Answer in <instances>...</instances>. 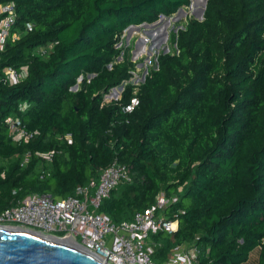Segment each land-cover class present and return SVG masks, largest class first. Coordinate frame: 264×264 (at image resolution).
Segmentation results:
<instances>
[{
    "label": "trees",
    "instance_id": "1",
    "mask_svg": "<svg viewBox=\"0 0 264 264\" xmlns=\"http://www.w3.org/2000/svg\"><path fill=\"white\" fill-rule=\"evenodd\" d=\"M4 3L14 6L17 38L0 52V213L27 195L72 196L115 162L131 180L99 204L112 222L176 194L165 214L177 228L153 236V261L194 243L195 264H245L254 250V264H264V0H208L201 21L176 31V53L157 57L130 114L120 108L131 86L102 104L133 67L115 46L126 28L168 18L189 0ZM48 45L44 58L33 53ZM22 67L25 77L8 85L3 70ZM7 117L31 135L25 143L12 141ZM48 153L49 162L38 156Z\"/></svg>",
    "mask_w": 264,
    "mask_h": 264
},
{
    "label": "built area",
    "instance_id": "2",
    "mask_svg": "<svg viewBox=\"0 0 264 264\" xmlns=\"http://www.w3.org/2000/svg\"><path fill=\"white\" fill-rule=\"evenodd\" d=\"M14 20L13 4H0V52L8 38L12 40L17 38V35L10 31ZM165 21H167L166 25H164ZM160 22L162 20L159 21V24ZM164 22L160 28L151 31L149 37L139 36L136 39V43L140 40L144 45L137 52L134 51L131 58L134 62L145 56L147 44L155 45V39L158 37L167 40L165 28L169 25L168 19L165 18ZM25 28L29 30L30 25H25ZM145 28L149 30L154 27ZM139 29L143 30V28ZM155 32L157 35L153 38L154 40L148 41L147 38H150ZM122 37L123 35L115 46L116 49L122 48ZM141 52L142 54H140ZM173 53H176L175 45ZM121 55L122 53L119 55L120 58L115 59V62L118 63L121 60ZM156 59L157 56L153 58L155 63L150 70H156ZM130 72H133V68ZM130 72H128L127 80L109 89L102 96V104L113 101H105V96L111 91H113L112 99H115L117 94L114 90L116 88L121 91L120 94L122 93L121 84L128 83ZM142 72L141 78L135 80V85H127L132 87L133 96L120 108L121 114H130L137 106L138 101L134 94L148 73L145 66ZM2 74L8 85H15L25 77L26 72L25 67L19 68L18 71L5 68ZM80 80L81 78H78L76 83L79 84ZM75 90L76 86L74 90L70 89L72 92ZM27 107V104L22 103L18 106V110L21 112ZM4 124L14 142L25 143L31 137L22 130L16 117H7ZM38 156L49 162L51 153ZM130 180L129 171L124 166L113 162L100 170L97 178L89 179L86 184L75 188L72 196L58 198L48 195H27L22 197L13 206L0 213V227L25 230L56 242L67 243L89 254L101 264H195L198 249L194 243L176 246L167 253L163 260L157 263L153 261L152 255L156 249L152 248L153 236L159 233H173L177 228L175 215L170 219L165 214V209L176 201V196L166 197L163 193H159L147 209L135 213L129 221L114 223L108 216L98 213L101 201L106 199L118 185L129 184Z\"/></svg>",
    "mask_w": 264,
    "mask_h": 264
},
{
    "label": "water",
    "instance_id": "3",
    "mask_svg": "<svg viewBox=\"0 0 264 264\" xmlns=\"http://www.w3.org/2000/svg\"><path fill=\"white\" fill-rule=\"evenodd\" d=\"M208 0H202L201 8L194 12L196 21L202 20L203 11ZM181 14L180 9L176 11ZM163 16L152 24H141L126 28V40L132 31L145 27L160 28L159 21ZM167 21L164 22V25ZM165 36V33H163ZM140 47L136 48L137 52ZM73 90L75 87L72 88ZM0 264H101L98 260L65 243L56 242L50 238L36 235L29 231L16 228L0 227Z\"/></svg>",
    "mask_w": 264,
    "mask_h": 264
},
{
    "label": "rangeland",
    "instance_id": "4",
    "mask_svg": "<svg viewBox=\"0 0 264 264\" xmlns=\"http://www.w3.org/2000/svg\"><path fill=\"white\" fill-rule=\"evenodd\" d=\"M202 0H189V5L188 7H186L185 9H180L181 14L178 15L177 13L173 14L171 17H168L166 19H168V23L169 25L165 28L166 29V36H167V40L165 41V39L163 40L161 37H158L157 39H155V45L153 44H147L146 45V51H145V56L142 57L141 59H139L138 61L132 60V55L134 53V51L136 50V48L138 47H142V45H144V43H142V41L138 40L136 43V39L141 36V37H149L150 36V32L154 31L157 27L151 28L149 30H147L146 28H143V30L139 29L137 31H132L129 36H128V40L126 39L127 33L124 32L123 37L121 39V46L122 48H120L121 51H123V53L127 54L128 56V60L131 64H133V72H130V80L128 81V83L126 85L121 84V88L122 90L125 89V87L127 85H135V80L136 79H140L142 76V69L146 68L147 71H149L150 69H152L154 67V60L153 58L155 56H162V55H167V54H172L174 52V45H173V38L175 35V32L178 31L183 24L188 20V19H194V12H196L198 9L201 8V3ZM165 19V18H164ZM164 19H162V22H160V24H163ZM148 40L151 38H147ZM131 40H134L133 42ZM136 43V44H135ZM152 43V42H151ZM51 46L48 45L45 48H37L34 50V54L39 55L41 57H45L49 52H50ZM120 58V57H119ZM114 92L117 94V96L115 97V99H112V94L113 91H111L109 94H107L105 96V101H116L119 98V94L121 91H118V89L116 88L114 90ZM28 161V157L24 156L22 158H20V164L21 165H25ZM41 170V166L40 164H38L35 168V172H40ZM180 188L177 190L179 191ZM171 196H176L175 193H172ZM159 244H156V242L153 240V245L152 248H157ZM256 255L257 252L254 250L250 253L248 261L245 264H254L255 263V259H256Z\"/></svg>",
    "mask_w": 264,
    "mask_h": 264
},
{
    "label": "bare ground",
    "instance_id": "5",
    "mask_svg": "<svg viewBox=\"0 0 264 264\" xmlns=\"http://www.w3.org/2000/svg\"><path fill=\"white\" fill-rule=\"evenodd\" d=\"M157 35V33L155 32V33H153V35L150 37L151 39H153V38H155V36ZM151 39H149L148 41H151ZM154 40V39H153ZM140 54H142V52L140 53ZM48 239V238H47ZM65 244H67V243H65ZM68 245V244H67Z\"/></svg>",
    "mask_w": 264,
    "mask_h": 264
}]
</instances>
